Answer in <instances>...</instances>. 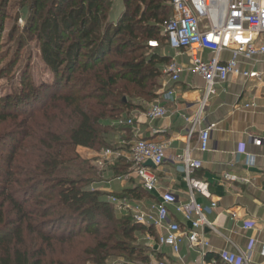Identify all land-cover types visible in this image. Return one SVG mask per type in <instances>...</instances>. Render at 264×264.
I'll return each instance as SVG.
<instances>
[{"label": "trees", "instance_id": "obj_1", "mask_svg": "<svg viewBox=\"0 0 264 264\" xmlns=\"http://www.w3.org/2000/svg\"><path fill=\"white\" fill-rule=\"evenodd\" d=\"M9 1L0 0V38ZM121 2L112 22V0H18L27 11L22 34L35 36L53 80L37 86L21 78L17 92L0 97V264L149 261L153 251L136 243L148 231L129 214L117 216L92 187L101 172L77 152L111 149V132H130L114 122L157 98L170 62L147 46L167 47L168 0ZM121 162L114 174L127 172Z\"/></svg>", "mask_w": 264, "mask_h": 264}, {"label": "crops", "instance_id": "obj_2", "mask_svg": "<svg viewBox=\"0 0 264 264\" xmlns=\"http://www.w3.org/2000/svg\"><path fill=\"white\" fill-rule=\"evenodd\" d=\"M112 1L114 3V0ZM167 5L174 16V10L168 2ZM121 7L120 14L123 11V6ZM160 52L170 59L169 63H176L182 68L179 79L174 82L165 75L162 71L166 65H163L159 88L156 91L157 98L149 103L143 102L142 109L133 110L126 117H135L136 113L146 111L156 100L165 107L167 116L154 122L146 119L135 121L130 127V132H111L108 140L114 145L112 151L116 157L112 159L111 164L106 161L102 170L95 167V161L100 157L99 151L78 147L80 157L90 160L101 172L99 183L92 187L104 194L106 200L109 196H114L147 206L157 202L161 194L171 193L179 203H185L189 198L188 186L181 170L182 165L173 159L188 149L190 156L201 165L192 173V177L206 182L211 194L210 199L195 194L194 200L204 206L209 205L211 201L217 203L216 210L206 215L214 227V231L205 230L209 248L201 251L200 246L190 247L188 243L183 242L179 259H174L167 247L156 251L153 237L150 241L145 240L148 231L142 240L146 247L153 251L149 258L155 255L154 258L166 259L170 264H198L202 260H214L221 264V256L252 250L250 264H264V257L260 255L261 245L264 244V144L255 146L251 141V137L264 139V78L258 81L242 76H230L224 84L217 87V94L208 99L198 117V125L192 135H189L190 125L184 118L193 119L199 113L204 83L198 75L188 70L190 62L186 53L171 50L168 46ZM202 57L209 59L212 55L203 51ZM229 57L227 51L220 54L221 61H226ZM241 68L264 71V62L255 59ZM168 90L173 91V96L163 101V94ZM250 103L255 105L246 108L245 105ZM209 126L211 130L208 151L200 152L197 144L199 131ZM141 139L152 140L165 146L166 159L163 164L158 167L146 166L156 178L157 186L152 192H147L141 187L130 160L132 145ZM118 160H122L121 164L129 166L126 173L114 174L111 170V166ZM226 175L229 177L226 178ZM102 188L105 189L104 192ZM170 212L183 229L191 227L180 215L174 214L172 208ZM120 213L122 212H116L117 216H120ZM245 224L250 227L244 229ZM149 234L157 236L156 232Z\"/></svg>", "mask_w": 264, "mask_h": 264}, {"label": "built area", "instance_id": "obj_3", "mask_svg": "<svg viewBox=\"0 0 264 264\" xmlns=\"http://www.w3.org/2000/svg\"><path fill=\"white\" fill-rule=\"evenodd\" d=\"M175 15L163 24V34L167 37V46L174 51H183L187 54L190 65L188 70L198 75L204 83L201 106L199 113L189 119L183 117L190 125L188 134L192 135L198 125V117L204 105L210 97L217 94V87L224 84L230 76H242L250 80L260 81L264 78V71L242 69V65L260 59L264 62V0H168ZM151 49L159 48L156 41H149ZM208 51L212 57L204 59L202 52ZM229 52L230 57L226 61L220 60V54ZM182 68L176 63H169L163 68V73L172 81L179 79ZM173 96V91L168 90L163 94V101ZM255 104L245 105L246 108ZM167 116L165 107L159 100L149 105L146 111L138 112L131 117H121L114 122L117 127L133 126L135 121L146 119L154 122ZM211 126L199 131L198 150L208 151V141ZM252 144L260 146L264 139L252 138ZM165 146L152 140H138L130 149V160L134 173L137 175L141 187L152 192L157 183L154 174L145 166L151 162L155 167L160 166L166 159ZM115 154L107 149L100 154L95 161V167L104 169L105 162L113 159ZM181 164L185 181L189 190V198L185 203H179L175 195L163 193L157 202L148 204L131 203L125 198L109 196L107 202L116 212L129 214L133 221L147 231L153 229L156 237L148 232L145 240L154 238L156 251L162 247L170 250L172 257L179 259L178 255L183 242L190 247L200 246L201 251L209 248V242L205 237V230L214 231L213 224L206 215L216 210L217 203L211 201L207 206L194 200V195L210 199L208 184L192 177V173L200 168V162L193 159L188 149L173 159ZM226 178L229 176L226 175ZM180 215L184 222L190 224V228H182L170 212ZM250 225L245 224L244 229ZM152 238V239H153ZM154 248V247H150ZM200 251V252H201ZM260 255L264 257V244L261 245ZM151 255L148 262L140 264H170L166 259H156ZM252 250L244 253L231 252L219 259L221 264H250ZM110 264H133L123 259H115ZM198 264H218L217 261H204Z\"/></svg>", "mask_w": 264, "mask_h": 264}, {"label": "rangeland", "instance_id": "obj_4", "mask_svg": "<svg viewBox=\"0 0 264 264\" xmlns=\"http://www.w3.org/2000/svg\"><path fill=\"white\" fill-rule=\"evenodd\" d=\"M17 4L18 0L9 1L7 10L8 18L5 21L4 29L0 38V58L3 59L2 63L0 64V69L5 68L8 63L13 65L11 70H6V73L0 78V97H3L7 94H11L15 91L17 92L20 86L21 78H28L34 85L37 86L42 84H50L53 80L52 74L48 69L45 68L41 61L39 42L36 40L35 36L33 34H22V29L24 27L27 11H22V9H19ZM121 6L122 4L119 0H114V3L109 13L110 17L108 18V20H111L112 22L116 21V19L120 15V11L122 8ZM16 13H20V16L16 23L18 29L17 32L14 33V36H11V30L15 26L14 17ZM170 18L171 16H168L165 18V20L167 21ZM147 46L149 47L148 44ZM165 48L166 46L163 42L159 44V48L157 49V51H162ZM150 52H152V50ZM6 69L9 68L7 67ZM3 128L4 126H0V132L4 131ZM111 146L112 147L109 150L112 151L114 145ZM3 150L4 148H0V153H4ZM105 150L107 149L100 148V153L98 154V157ZM111 163L112 159L110 160L109 164ZM1 187L2 185L0 184V188ZM104 191L105 189L102 188V192ZM122 214L123 213H120V216ZM48 228L50 230V227ZM144 235L145 234H138L136 243L145 247L146 244L142 240ZM146 250L148 249L146 248ZM114 260L115 258L108 260L109 264ZM137 261L138 260L134 262L137 263ZM129 263L132 262L129 261Z\"/></svg>", "mask_w": 264, "mask_h": 264}, {"label": "water", "instance_id": "obj_5", "mask_svg": "<svg viewBox=\"0 0 264 264\" xmlns=\"http://www.w3.org/2000/svg\"><path fill=\"white\" fill-rule=\"evenodd\" d=\"M153 164L151 162H147L145 166H152Z\"/></svg>", "mask_w": 264, "mask_h": 264}]
</instances>
